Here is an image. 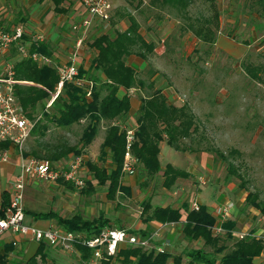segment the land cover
<instances>
[{
	"label": "rangeland",
	"instance_id": "obj_1",
	"mask_svg": "<svg viewBox=\"0 0 264 264\" xmlns=\"http://www.w3.org/2000/svg\"><path fill=\"white\" fill-rule=\"evenodd\" d=\"M112 1L115 7L106 26H96L84 37L83 46L86 43L84 48L92 55L88 58L87 64L91 63L93 59V50H91L93 39L101 33L113 32L116 29L113 23L117 20L128 22L124 15L131 13L139 22L145 38L154 41L158 46L157 53L150 54L144 60L146 67L137 74L146 83L153 80L155 86L165 87L170 95L179 96L178 104H188L193 115L192 130L181 140V149L179 150L186 154L189 153L191 156L181 162L182 158H177L178 156L174 159V151H171V156H169V153L164 150L161 159L164 161L170 157L176 160L178 165L185 167L196 164L195 170L191 171L192 173L186 177L187 179H181L178 184L175 182L167 191L163 189L162 176L158 174L139 185L133 182V190H130V195L118 192L112 199L107 196L106 186L96 184V180L92 179L91 174L84 171H81L86 182L83 189H87L90 185L95 188L92 193H85L82 191L83 189L75 190L73 186H68L66 183H50L41 180L31 182L28 187L36 185L32 189L42 194L40 204L49 205L61 215L71 216L79 212L85 218L92 219L103 214L109 218L111 226L127 230L135 228V224L141 219L140 211L143 203L149 199V195L153 194L156 202H159L158 196L161 195V191L172 196L173 201L178 204L187 202L190 205V199L199 192L204 195L206 193L212 201H219L218 204H221L220 202L223 200H231L235 202L237 209L234 217L237 218V221L239 220L237 230H242L248 224H250L249 228L251 226L264 227V214L246 203L247 195L250 192L258 193L260 200H264V72L258 71V66L264 65V18L262 17L263 21H259V23L252 18V21L244 22L242 27L234 28L225 20L233 17L231 13L229 15L227 13L232 11L231 6L234 5L238 10L237 15L241 16L245 10H248L249 0H217L218 7L221 6L222 9L223 24L217 32L216 44L210 46L196 41L194 36L190 35L191 31L183 32L180 29L181 24L173 27L168 21L165 23V31L170 30L168 37L160 39L163 37L162 32H156L152 36L151 32H155L158 28L157 23L173 16V14L168 9L160 10L150 6L149 0ZM76 2L79 11L82 10L80 0H64L63 8L68 12L64 13L74 14ZM223 9H228V12L225 13ZM240 9L242 10L240 11ZM250 9L256 17L257 8L252 6ZM190 12L192 14L199 12L208 14L209 2L195 0V3L190 7ZM73 21L70 19L64 23L63 27L66 32L71 31ZM149 21H151L150 24ZM253 24L256 25L255 29ZM25 31L27 33L43 32L34 28ZM188 35L190 37H187ZM220 36L230 40V43L223 40L218 42ZM63 41L70 42L71 39L63 36ZM12 50L14 51V47ZM7 64L12 63L6 62L5 65L7 66ZM5 73L6 71H4ZM147 88L145 86L141 88V91L137 90L135 98L142 100L149 93ZM48 101H46L45 108ZM42 111V105L38 104L33 115L43 118ZM87 124L88 119H83L65 128L49 123L45 139L48 141L65 139L70 144H78L81 133ZM109 124L110 122L107 120L99 122L96 137L90 143V151L84 150L87 160L90 158L94 162L96 161L97 150L93 151V147L95 148L96 142L104 137ZM34 140L35 137L30 135L24 149L28 150L34 144ZM232 148L242 152V156L238 155L232 160L238 166V171L243 178L229 175L228 163L221 157V155H227ZM70 156L65 161H69ZM12 157H16L14 153H12L11 159ZM204 160L208 161V170L202 169L201 165L197 166V161L201 163ZM104 164L108 166V162H104ZM135 174L143 177L138 166H136ZM87 180H90L91 184H88ZM123 182L132 184L130 180H124L122 176V185ZM218 191L222 193L223 197L216 194ZM156 202L152 200V203L156 204ZM26 221L36 224V220L32 219L30 215H26ZM141 223L143 226L144 223L142 221ZM175 227H177L176 224ZM175 227L171 228L167 225L163 229L164 232H181V226L178 229ZM8 234L6 232L1 238ZM234 241L235 239L228 241L227 252L233 249ZM167 248L171 249V247ZM172 248L174 253L178 254L190 248H204L208 251L213 249L211 246L205 245L204 241L188 240L182 234L179 236L176 246ZM32 253L30 248L25 250L17 248V251L9 253V258L14 264H23ZM47 253L46 264H76L75 257L60 248L49 247ZM183 264H188L185 257Z\"/></svg>",
	"mask_w": 264,
	"mask_h": 264
},
{
	"label": "trees",
	"instance_id": "obj_2",
	"mask_svg": "<svg viewBox=\"0 0 264 264\" xmlns=\"http://www.w3.org/2000/svg\"><path fill=\"white\" fill-rule=\"evenodd\" d=\"M63 1L53 0L56 12H66V9L60 6ZM207 1L209 2L208 14L190 12V7L195 0H149V5L160 10L168 9L174 17L181 19L180 29L183 32L191 31L201 43L214 46L217 41V32L221 27V11L217 0ZM256 3L260 7L261 16L264 17V0H256ZM124 16L129 21L125 30L115 29L110 33H101L91 42L92 48L97 51L90 65L92 71L79 69L80 75L94 81L90 99H87L84 92L73 83H64L50 107L45 108L46 101L55 92L59 80L56 69L51 65H40L30 58H19L13 63V78L22 82L14 84V93L28 117L36 118L33 113L38 104L42 105L43 110L41 115L43 118L40 117L37 120L30 132V135L35 137V142L28 150L24 149V155L50 161L66 159L70 154L82 155L84 149L95 139L99 122L109 121L110 124L100 144L97 161L87 160L85 163L92 179L96 180V184L106 186L107 196L111 199L118 192L130 195V188L121 184L126 144L125 132L116 124V120L128 114L130 99L127 94L118 95L120 88L141 89L147 86L149 89V93L142 99L141 107L136 114L137 126L131 151L142 165V176L147 175L152 178L163 170L162 186L166 189H170L177 178H186L189 173L170 163L162 169L159 160V144L165 141L167 145L180 150L181 140L191 132L194 123L188 104L169 103L162 89L155 87L153 80L146 83L135 69L126 63V58L132 54L141 59H147L148 55L154 51L155 43L146 40L141 35L140 24L131 13ZM12 47L16 51V47ZM30 50H37L46 55L50 53L45 43L39 44L38 47L31 46ZM258 71L264 72V65L258 66ZM83 119H88V124L83 129L78 144H70L65 139L54 141L45 139L49 123L65 128ZM8 146V141H0V150ZM238 155L242 156V152L232 148L227 155H221V157L228 163L229 175L243 178L238 171V166L232 160ZM107 160L108 166L104 164ZM62 183L73 186L69 182ZM87 183L91 184L90 180H87ZM82 191L92 193L95 188L89 185ZM1 197L0 217H3L9 204L8 192L3 190ZM246 203L264 214V200H260L258 193H248ZM25 214L29 212L25 210ZM32 215L35 219H52L64 229L85 232L88 237L110 226L109 218L103 214L89 219L79 212L71 216H63L51 209L47 212H34ZM140 216L145 226L129 229V232L149 239L153 244H160V241L152 237L154 233L152 221L161 224L182 223L183 237L188 240H202L205 245L213 249L208 251L204 248H190L178 254L170 250L158 252L156 249L128 245L120 253L124 264H170V262L171 264H183L184 257L187 258L188 264H256L255 258L264 252L263 241L236 238L234 233L237 229L236 219L224 224L227 228L225 234L214 235L211 227L216 219L206 204H201L198 209H193L187 202H183L178 208L152 206L149 198L143 203ZM231 239H235L234 247L227 252L228 241ZM48 248L44 243H38L36 251L23 264H46ZM13 249L14 245L10 243L0 250V264H14L9 258V253ZM81 249L84 255L89 252L86 248L81 247Z\"/></svg>",
	"mask_w": 264,
	"mask_h": 264
},
{
	"label": "built area",
	"instance_id": "obj_3",
	"mask_svg": "<svg viewBox=\"0 0 264 264\" xmlns=\"http://www.w3.org/2000/svg\"><path fill=\"white\" fill-rule=\"evenodd\" d=\"M83 8L80 17L71 24V33L74 34V46L69 51V59L64 63H55L51 56L37 50L31 51V46L38 47L45 43L46 35L43 32L27 33L22 26H12L6 29L0 23V49L8 50L16 47L20 58H30L38 64L53 66L58 74L59 80L56 90L51 94L46 107L60 93L64 83H73L81 89L85 97L90 99L94 87V81L84 75H80L78 55L83 47L84 37L96 26L105 27L113 15L114 4L112 0H80ZM28 36V37H27ZM5 75L0 77V141H8L9 146L0 150V164L10 162L11 155L16 156L17 171L11 178L6 191L8 192L9 204L3 217H0V239L7 232L20 239L44 243L47 247H57L75 257L76 264H124L123 256L120 254L128 245L142 246L145 249H156L158 252L170 250L169 243L153 244L149 239L130 233L129 230L116 226H106L92 237L85 232H73L63 227L52 224L48 227H40L26 221L24 208V195L27 185L35 180L50 183L69 182L75 190H81L86 182L81 171L85 170L81 155L70 154L69 161L65 159L50 161L31 155H24V146L30 132L39 116L32 119L21 106L14 93V84L22 83L13 78V64H7ZM125 132V152L122 165V176L134 175L138 159L132 154L131 147L135 140V128L126 127L116 123ZM68 162V164H66ZM86 166V165H85ZM202 183H205L202 181ZM197 201L191 203L193 209H198ZM235 202L226 200L218 204L211 213L215 224L211 227L214 235L225 234L227 228L225 223L235 219ZM255 213V211L253 212ZM177 223H165L160 227L171 228ZM155 232V231H154ZM240 240L256 239L264 243V227L256 230L244 227L242 230H234ZM155 233L152 234V237ZM20 239H11L14 246L18 245ZM81 247L89 252L84 255Z\"/></svg>",
	"mask_w": 264,
	"mask_h": 264
},
{
	"label": "crops",
	"instance_id": "obj_4",
	"mask_svg": "<svg viewBox=\"0 0 264 264\" xmlns=\"http://www.w3.org/2000/svg\"><path fill=\"white\" fill-rule=\"evenodd\" d=\"M77 4L78 3L76 2L75 3V13L71 15V14H65L64 12H56L54 10L53 0H0V23L5 28H11L12 26H19L20 25L22 27L24 26V29L27 31L31 30L32 28L43 31L46 35L45 45L49 48V51H50L48 56H51L55 63H64V62H67L69 59V51L74 46V38H73L71 31L66 32L64 30L63 25L65 22H67L70 19H72V21L73 20L76 21L80 17V15L82 14L83 8H82V10H80L81 11L80 12ZM248 4H249L248 10H245V13H243L241 16L237 15L238 10L235 8L236 6H234V5L231 6L232 11L227 13V14L229 15L231 13L233 15V17L227 18V19L224 18L225 20H227V23L232 24V26L234 28H237V27L240 28V27H242V24L244 22L248 23V22L252 21V18L254 20L256 19V21L258 23H259V21H263L262 16L260 14V7L256 3V0H249ZM60 6L63 7L62 2H61ZM252 6H255L257 8V10L255 11L256 17L254 16V14H252V10L250 9ZM219 9L222 12L221 6ZM223 10L225 11V13L228 12V9L227 10L223 9ZM241 10L242 9H240V11ZM248 14H249V16H248ZM220 19H221V28H222V24H223V15L222 14L220 16ZM167 21L173 27L181 24V19L174 17V16H169V18H166L163 21L157 23L158 28L155 32H153V33L151 32V35L152 36L155 35L156 32L157 33L162 32L163 37H160V39H164V38L168 37V35L170 34V30L168 29L167 31H165L166 30L165 23ZM150 23H151V21H149V24ZM113 24H114V27H116V29L118 28V30H125L129 25V21L127 22V21L120 19V20L115 21ZM253 25H254L253 28L255 29L256 25L255 24H253ZM139 31H140L141 35L145 38L143 31H141V26L139 28ZM190 35H193V34H190ZM190 35H188L187 37H190ZM63 36L69 37L71 39V41L70 42L63 41ZM194 38L196 39V41H199L195 36H194ZM219 40L220 41L223 40L224 42L226 41V42L230 43V40H226V38H224V36L218 37V42H219ZM84 47H86V43L81 48V51L78 55L79 66H80V68L84 69L85 71L89 70L91 72L92 71V68H90L91 63L87 64V62H88V58H90V56H92V55H90L88 53V51L85 50ZM157 48H158V46L155 43V49L152 53H155V52L157 53ZM91 50H93V57L92 58H94L97 51L95 48H91ZM152 53H150V54H152ZM149 55H148V57H149ZM19 58L20 57L17 54V52L15 51V49H14V51L12 50V48H9L8 50H1L0 49V77L5 75L4 71H5V67H6V65H5L6 62H10L13 64L15 62V60H17ZM126 63L128 65H130L131 67H133L136 72H139L146 67L144 59H141L140 57H138L134 54L129 55L126 58ZM157 75H159V74L157 73ZM155 87L156 88L160 87L162 89V92L166 96L167 101L169 103L174 104V105H181V104H178V102H177V98H179V96H177L176 94L170 95L165 87H161V86H159V87L155 86ZM137 90L141 91L142 89H140V88H130V89L120 88L119 89V91H118L119 96H122L124 94H127L129 96L130 110L124 118H120V119L116 120V123L119 122L125 126L128 125L127 127L136 128L137 123H136L135 114L137 113V111H139V108L141 107V104H142L141 99L137 100L135 98V92ZM103 138L104 137L100 138L96 142L95 148L93 147V151L97 150V154H96L97 157L99 155L98 151L100 149V144L102 143ZM90 145L91 144H89L84 150H89ZM159 147H160L159 160H160L162 169H164V167L167 163H170L174 167L188 172L189 176H190V173H192L191 171L195 170L196 164L192 165V166L189 165L190 167L189 166L185 167L182 165H178L176 163V160H174L178 156L177 158H182V160H181V162H182V161H184L185 158H189L191 156L189 153L186 154L184 152L176 150V149L172 148L171 146L167 145L165 141H161L159 144ZM164 150H166V152L169 153V156H171L170 155L171 151H174L175 152L174 153L175 154L174 159L167 157L163 161L161 159V154ZM81 156L83 159V164H84L83 166L85 167V170H87L88 167L85 166V162L87 161L86 152H84ZM88 160H91V159L89 158ZM91 161H93V160H91ZM96 161H97V159H96ZM107 162H108V160H107ZM198 165H201L200 167L202 169L208 170V161L207 160H204L201 163L197 161V166ZM137 166H138V170H139V168H140V170H142L141 164L138 163ZM179 166L184 167V168H181ZM201 168H199V170H201ZM16 171H17L16 157H12L10 162L0 164V205H1L2 191L7 189L8 184H9L11 178L13 177V175L16 173ZM82 171H84V170H82ZM201 171H204V170H201ZM87 172H88V170H87ZM162 173H163V170H161L159 172V174L161 176H162ZM136 175L137 174L123 177L124 180H130L131 181L130 183H132V184H128V183L123 182V185L128 186L131 191L133 190L132 185L134 183L139 185V184H141V182H144L149 178L147 175H145L143 177L136 176ZM181 179H183V178H177L176 184L180 183ZM42 183H44V182H42ZM30 185H31V183H29L27 185V187ZM34 186H36V185H34ZM34 186H32V187H34ZM27 187L25 189V196H24V208L26 211L29 212V214H27V215H30L32 219L36 220V225L43 227V228L48 227L52 224H55V221L52 219H35L33 217L32 214L34 212H47L51 209L52 210H55V209L51 208L49 205L43 206V204H40L41 203L40 200H42V194L40 192L36 191L35 189H32V187H28V188ZM163 189L167 191V189L165 187H163ZM216 194L219 197H223V195L220 191H218ZM158 197H159V202H156V198L153 197V194H150L148 198H150L151 203H152V200L154 202H156V204L152 203L155 206L160 205L163 207L170 206L173 208H178L183 203L182 202L181 204H178V202H174L173 199L171 198L172 196H169L168 194H166L165 191H161V195H159ZM193 201H197L200 205L201 204L208 205L211 213L214 212L215 207L219 203V201H212L210 199V196H208L206 193H205V195L201 194V192L197 193V195L195 194L194 198L190 199V206H191V203ZM222 202H224V200ZM222 202H220V203H222ZM55 211H57V210H55ZM234 211H235L234 213L236 214L237 209L236 210L234 209ZM235 219L237 220V218H235ZM141 225H142V223H141V219H140L135 224V228H141V227L145 226V224L143 226H141ZM151 225L155 228V232H154L155 233L154 238H156L155 240L160 241V244L165 243V242L169 243V248L171 247L170 251L174 252V249L172 247L176 246L178 238L182 234V232H177V231L176 232H164V229L160 227L161 223H159L157 221H152ZM176 225H177V227H175V225H174L175 229H178V227H180V226L182 227V223H177ZM238 226H239V220L237 221V227ZM249 226H250V224H248L245 227H249ZM251 228L254 230L258 229L254 226H251ZM259 228H261V227H259ZM13 238L14 239H20L19 236H12L11 234H8L4 238H1L0 239V250H2L5 245H9L10 243H12L11 239H13ZM198 241H202V240H198ZM17 248H18V250L19 249L25 250L26 248H30L31 251L34 253L36 251V248H37V243L33 242V241H27V240L20 239L18 242V245L14 246L13 251H17ZM255 263L256 264H264V252H262V254L260 256L255 258ZM170 264H171V262H170Z\"/></svg>",
	"mask_w": 264,
	"mask_h": 264
}]
</instances>
